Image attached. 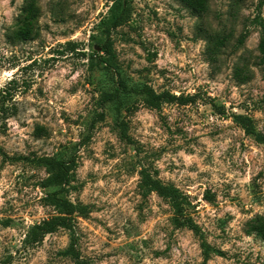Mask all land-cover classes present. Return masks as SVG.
<instances>
[{
	"label": "rangeland",
	"instance_id": "1",
	"mask_svg": "<svg viewBox=\"0 0 264 264\" xmlns=\"http://www.w3.org/2000/svg\"><path fill=\"white\" fill-rule=\"evenodd\" d=\"M26 1L0 0V88L16 81L8 88L15 110L7 119L0 115V264H74L61 254L69 245L65 230L36 245L23 243L29 227L55 213L44 204L52 191L40 186L44 170L19 159L71 154L76 169L68 199L89 209L86 218L75 219L76 251L89 264H264V243L244 233L248 220L264 216V145L229 118L248 116L264 136V82L255 66L259 27L253 22L259 15L264 23V5L259 12V0H206L200 17L184 0H131L129 23L112 36L121 78L156 93L197 97L159 112L123 97L131 146L117 136L112 107L99 106L101 95L113 91L112 74L87 59L105 0H33L38 35L20 42L16 23ZM244 28L249 36L232 52ZM206 31L229 38L215 63ZM67 43L78 47L68 52ZM239 59L249 71L245 82L233 77ZM207 98L226 115L215 113ZM99 113L103 121L75 151ZM142 168L186 196L184 215L210 249L206 260L199 238L175 228L168 204L144 195Z\"/></svg>",
	"mask_w": 264,
	"mask_h": 264
},
{
	"label": "trees",
	"instance_id": "2",
	"mask_svg": "<svg viewBox=\"0 0 264 264\" xmlns=\"http://www.w3.org/2000/svg\"><path fill=\"white\" fill-rule=\"evenodd\" d=\"M188 1V5L192 11L198 16L203 17L206 14L208 7L206 0H184ZM107 3L106 14L100 18L94 26L95 33L89 36L91 53L88 55V61L91 65L94 63L100 65L102 70L111 73L114 78V88L111 93H104L100 97L99 106L104 108L105 105L112 107L114 111V128L117 132L119 140L127 145L133 146V141L128 135V124L121 118V110L125 108L123 97L134 96L135 100L140 103V106L148 110L159 112L163 105H179L187 106L196 102L195 95H174L170 92L163 91L156 93L150 86H129L121 78L118 72V66L115 60V52L113 49L112 36L113 33L120 27L127 25L132 16V1L131 0H105ZM240 2V1H236ZM264 5V0H259L257 11ZM233 17L236 16L237 8H232ZM38 17V9L36 2L33 0L26 1L25 6L21 11L19 20L16 23L15 38L20 42H25L38 35L36 20ZM254 24L259 27V41L257 45L258 56L256 57L255 66L260 69L261 79L264 82V23L257 15L254 19ZM248 31L244 30L235 40L233 51L240 49L248 38ZM206 42L207 54L211 62L217 61L218 55L227 44L229 38L224 33H216L206 31L204 34ZM78 45L75 43H67L63 49L68 52H74ZM242 59H239L233 68V77L238 82H245L249 79V71L242 65ZM10 80L8 87L0 88V115L2 119H7L10 114H13L11 102L10 85L16 83ZM212 110L219 116H225L226 110L222 105L215 103L213 99L207 98L204 101ZM12 108V109H11ZM136 108L134 105L128 108L132 111ZM229 118L238 126L246 136L252 137L257 144L264 145V136L256 133L252 119L248 116L231 113ZM104 115L99 113L93 116L86 125L85 134L81 137L78 144L74 145V150L80 146L89 143L94 126L98 122H102ZM37 132H41L37 130ZM4 157V155H2ZM75 155L67 159H58L57 157H39L33 159L19 158L26 161L30 166L41 168L44 170L46 177L40 182V186L44 189H52L44 198V204L52 208L54 216L43 220L40 223L29 227L23 243L25 245H36L50 234L59 230H65L69 233V245L61 254L73 260L74 264H89L87 261L80 258L76 251V236H75V219L86 218L89 214L87 206L82 204L72 203L68 197L72 190L73 174L76 169ZM140 188L145 194L154 193L157 197L164 200L173 213V225L175 228H186L191 231L201 241L200 249L204 260L209 256V247L203 241L200 229L192 222L190 218L185 217L184 208L188 204L187 198L177 188L172 185L163 184L159 179L152 176L146 169L142 168L139 172ZM244 233L247 236L253 235L264 243V216L256 215L248 220L244 225Z\"/></svg>",
	"mask_w": 264,
	"mask_h": 264
}]
</instances>
